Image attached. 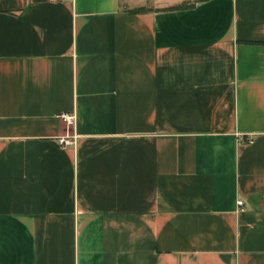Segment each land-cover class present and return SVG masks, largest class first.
Wrapping results in <instances>:
<instances>
[{
	"label": "crops",
	"instance_id": "0c3cea01",
	"mask_svg": "<svg viewBox=\"0 0 264 264\" xmlns=\"http://www.w3.org/2000/svg\"><path fill=\"white\" fill-rule=\"evenodd\" d=\"M0 264H264V0H0Z\"/></svg>",
	"mask_w": 264,
	"mask_h": 264
},
{
	"label": "built area",
	"instance_id": "2783aa9c",
	"mask_svg": "<svg viewBox=\"0 0 264 264\" xmlns=\"http://www.w3.org/2000/svg\"><path fill=\"white\" fill-rule=\"evenodd\" d=\"M59 117L61 119H63L64 121H66L67 123L73 124L74 120H75V113H66V112H64V113H61L59 115ZM59 141L63 145H72V144H74L76 142V138H75V136L61 137L59 139ZM242 203H243V201L240 200L239 204H242Z\"/></svg>",
	"mask_w": 264,
	"mask_h": 264
},
{
	"label": "trees",
	"instance_id": "16d2710c",
	"mask_svg": "<svg viewBox=\"0 0 264 264\" xmlns=\"http://www.w3.org/2000/svg\"><path fill=\"white\" fill-rule=\"evenodd\" d=\"M145 10L144 8H139V9H136L137 12H140V11H143Z\"/></svg>",
	"mask_w": 264,
	"mask_h": 264
}]
</instances>
